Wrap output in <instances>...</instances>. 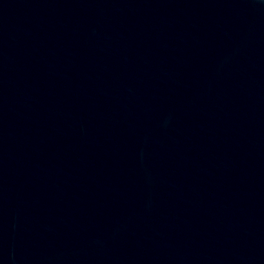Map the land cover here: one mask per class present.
<instances>
[{
	"label": "water",
	"instance_id": "obj_1",
	"mask_svg": "<svg viewBox=\"0 0 264 264\" xmlns=\"http://www.w3.org/2000/svg\"><path fill=\"white\" fill-rule=\"evenodd\" d=\"M0 264H264V0H0Z\"/></svg>",
	"mask_w": 264,
	"mask_h": 264
}]
</instances>
